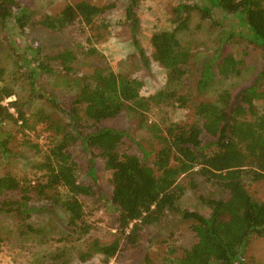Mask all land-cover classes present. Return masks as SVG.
Returning <instances> with one entry per match:
<instances>
[{"label":"trees","instance_id":"obj_1","mask_svg":"<svg viewBox=\"0 0 264 264\" xmlns=\"http://www.w3.org/2000/svg\"><path fill=\"white\" fill-rule=\"evenodd\" d=\"M126 1L125 17L134 34L137 18L133 9L138 0ZM189 2L183 0L171 10L170 30H158L151 35L152 57L163 68L166 81L163 89L147 98L139 93L141 81L117 75L105 67H95L90 73L77 76L74 73L77 56L71 50L42 55L39 50L28 49L29 52L21 54L12 47L18 67L24 70L22 76L30 95L62 114L57 120L43 110L35 114L36 124L46 125L55 136L61 134L56 145L49 148L43 161L36 165V170L41 172L39 181L32 183L27 177L18 178L10 173L0 176V213L13 218L22 237L37 233L28 223L36 212V207L31 206L34 200L52 201L62 209L69 216L71 231L78 237L89 233L91 227L84 221L79 197L90 196L93 190L90 185L79 182L78 166L68 152L78 145L101 157L105 169L111 171L110 203L118 214L117 235L122 239L120 244L117 239L109 244L91 242L80 255L81 262L99 254L103 257L102 263L108 264L120 245L135 244L145 228L174 215L192 223L195 242L180 250L178 257H168L162 264H253L245 257L246 247L252 238H264V201L255 199L247 189L252 183H264V110L260 109V104H264L261 88L264 0ZM114 6V2L103 7L87 2L67 4L57 15H46L36 23L27 5L17 0H0V33L8 22L24 33L36 24L59 32L79 21L94 33L92 38H87L90 45L91 39L100 36L99 29L107 27L100 22V16ZM214 12H221L234 23H230V31L224 29L219 35L211 57L202 63L193 85L195 75L189 65L192 45L182 42L178 34L189 32L193 13L211 21L213 26L222 25L214 18ZM240 42L262 52L256 77L235 94L224 90L215 100H199V94L210 88L215 75L228 79L241 74L244 62L228 52V48ZM134 44L138 46L137 42ZM85 56L101 58L93 46L87 49ZM141 57L144 58L142 53ZM144 61L147 63L145 58ZM51 62L58 63L59 67L54 68ZM4 72L0 65V81ZM38 73L62 74L66 81L74 83L72 100L61 103L41 89L36 84ZM14 96L10 86L0 85V124L20 123V128H29L24 104L19 99L6 102ZM170 106L191 110L194 120L187 125L168 123L164 128L156 122L146 123L147 131L159 146L150 166L139 156L119 150L123 139L127 138L125 133L100 125L102 121L128 112L143 126L146 114L153 108ZM7 143L0 140L4 158L9 157ZM182 178H187V182L181 183ZM203 185L216 188L224 197L203 194L199 189ZM188 189L209 209L207 217L182 207L181 198ZM173 252L174 249L169 250L168 255L173 256ZM63 256L64 251L55 253L53 264H58L56 260ZM143 261V264H155L147 255Z\"/></svg>","mask_w":264,"mask_h":264},{"label":"rangeland","instance_id":"obj_2","mask_svg":"<svg viewBox=\"0 0 264 264\" xmlns=\"http://www.w3.org/2000/svg\"><path fill=\"white\" fill-rule=\"evenodd\" d=\"M17 1L30 7L36 23L42 21L46 15H57L67 4L87 2L96 7H103L112 2L115 4L100 16V22L105 23L107 27L99 29L100 36L91 39L90 45L87 43V38H92L91 35L94 33L79 21L59 32L36 24V27L29 28L24 33L10 25L12 22H8L6 29L0 33V65L5 70L0 85L10 86L15 93V98L12 97L6 102L19 99L24 104L29 126L22 129L19 127L20 123L0 124V140H7L9 152L8 158H4L0 152V176L10 173L18 178L27 177L33 181L32 183H37L41 172L36 170V165L43 161V155L48 149L56 145L61 134L55 136L46 125L36 124L35 114L43 110L45 114H51L55 120L60 119L62 114L45 101L30 95L29 86L22 76L24 70L18 67L12 47L21 54L31 49L39 50L42 55H53L65 49L71 50L77 56L74 64V73L77 76L90 73L95 67H105L117 75L141 81L139 93L147 98L163 89L166 81L163 68L152 57L151 35L155 31L172 28L171 10L183 0H138L137 6L133 9L137 18L134 34L131 33L125 17L126 0ZM189 1V3L201 2V0ZM214 18L222 25L213 26L211 21L202 20L197 13H193L188 25L189 32L178 34L182 42L192 45L193 55L189 65L195 75L193 85L197 82L202 63L211 57L219 35H222L224 29L230 31V23H234L225 19L221 12H214ZM134 42H137L138 46ZM90 46L100 53L101 58L85 56ZM228 49V52L244 62L241 74L228 79L215 75L210 88L199 94V100H215L224 90L235 94L243 86L249 85L259 72L262 54L260 50L245 42L234 44ZM141 53L147 63L141 57ZM51 65L54 68L59 67L56 62H51ZM62 76V74L38 73L36 84L52 97L59 99L61 103L71 101L76 85L68 82V79L66 81ZM72 79L77 77L74 76ZM261 82V88L264 90V79ZM260 106V109L264 110V104L261 103ZM146 116L143 126L133 114L128 112L117 118L102 121L100 125L125 133L127 138L123 139L119 150L139 156L150 166L159 146L147 131L146 123L156 122L164 128L168 123L187 125L192 123L194 118L191 110L178 106L155 107ZM34 145L38 148H33ZM68 152L78 166L79 182L90 185L93 190L92 195L79 197L84 221L91 227L89 233L78 237L71 231L69 216L62 209L52 201L34 200L31 206L36 207V212L32 214L28 223L37 233H28L22 237L16 229L13 218L0 213V239L3 240L0 243V264H53V257L59 250L64 251V256L56 260L58 264H62L63 260L66 264H103V257L99 254L92 255L85 262H81L79 257L85 252L88 244L95 240L101 244H109L117 239L119 244L121 243L122 239L117 235L118 214L110 203L111 171L105 169L101 157L86 151L81 146L71 147ZM180 182L186 183L187 178H182ZM199 189L203 194L207 193L212 197H224L216 188L208 185L200 186ZM247 189L255 199L264 201V183H252ZM181 204L183 208L197 211L205 217L209 214V209L199 203L195 192L190 189L185 191ZM191 224L179 216L169 215L158 225L140 232L135 244L120 245L117 254L108 264H143L145 255L155 264H162L168 257H178L181 254L180 250L190 247L195 242ZM171 246L175 250L173 256L168 255V251L172 250ZM245 257L250 263L264 264V238H252L246 247Z\"/></svg>","mask_w":264,"mask_h":264},{"label":"built area","instance_id":"obj_3","mask_svg":"<svg viewBox=\"0 0 264 264\" xmlns=\"http://www.w3.org/2000/svg\"><path fill=\"white\" fill-rule=\"evenodd\" d=\"M10 111L13 112V109L11 108Z\"/></svg>","mask_w":264,"mask_h":264}]
</instances>
